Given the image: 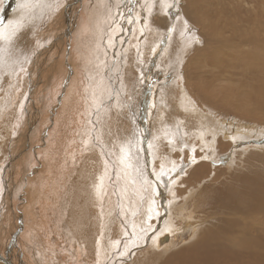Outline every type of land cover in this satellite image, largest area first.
Returning <instances> with one entry per match:
<instances>
[{
	"label": "rangeland",
	"instance_id": "obj_1",
	"mask_svg": "<svg viewBox=\"0 0 264 264\" xmlns=\"http://www.w3.org/2000/svg\"><path fill=\"white\" fill-rule=\"evenodd\" d=\"M47 1L46 8L45 1H42L41 8H35L40 0H0V193L3 192L1 179H4L12 161L16 166L19 164L16 167L18 169L16 175L20 177L11 195L9 192L5 193L4 197L0 195L1 226H5L9 220L13 224L16 223L11 217L12 210L10 211V208L7 210L4 206L5 200L14 197L15 201L23 205L26 199L20 198L28 174L27 154L31 149V141L27 144L26 140L15 138L14 133L22 125L19 117L23 114L33 90L29 75H32L34 69L31 70L30 67L34 64L36 48L39 45L42 47L45 42L39 44L38 41L41 40L43 30L52 23V14L65 2ZM83 2L82 0L77 5L78 9L81 7L77 14H72L73 7L68 9L72 10L69 15L77 17L78 29L70 31L73 32L76 41L83 35L79 26L86 19H83L84 10L90 11L94 0H85V7L82 6ZM233 2L241 4L240 0H109L102 22L106 20V27L111 26V33L115 32L106 45L108 47L106 51L101 48L99 52V47L91 45L89 38L86 45L79 42L83 53H90L87 68L90 67L92 105L87 115L90 118L82 117L77 124L70 126L71 134L74 132V137L77 136L75 138L77 142L74 141L77 145L72 143L66 153L70 156L73 151L74 156H70L72 160L67 163L70 164V168L66 172L70 175L67 174V177L63 178L65 180L67 178L68 181L64 184L66 192L62 195L59 213L53 215L48 211L47 216L46 212L37 207V203H40L51 209L50 202L55 192L52 187H49L50 190L44 188L40 180L36 184L38 192L35 199L33 195L34 201L31 202L35 203V213L33 218L29 217L37 224L32 223L34 228L37 226L39 230L41 229L38 232L40 235L36 233L37 238L27 242L23 238L25 244L23 243L22 248V253H27L32 264H145L147 261L140 251L149 247V243L141 247L140 236L147 231L145 236L151 238L154 231L152 226H156V217H153L155 211L150 208L154 201L151 197L153 196L151 185L157 180L151 179L154 174L162 172L158 187L163 189L161 194L162 200H166L164 203L172 205H169L168 210L174 219L173 223L179 226L181 221L184 222L182 231L179 230L177 234L174 230L168 232L172 238L167 246L173 243L175 248L183 246L193 237L195 230L202 228L199 226L198 229L196 227L192 229L191 224L197 222L200 225L199 222L202 220L208 222L214 220L218 225L222 224L223 215L217 214L220 210L218 208L208 207L206 212L200 210L197 219H190L192 204L205 187L214 190L216 186H220L219 183H222L229 172L235 169L244 170L246 167L264 181V161L256 160L255 154L264 153V143L259 142L262 138L256 141L243 139L244 141L240 143L244 144L242 146L245 150L242 146L236 147L243 152L238 150L236 155L235 149L234 155L227 156L230 160L226 162L222 159L226 152H230L231 147L229 146V149L222 147L223 138L220 134L215 139L216 150L214 148L207 150L203 144L207 137L214 141L210 135L204 137V140L200 139L201 134H206L201 119L206 126H211L216 119L223 118L235 126L241 121L264 126V97L260 95L258 89L264 86L260 84L264 73L260 71L259 74H253L249 71V75L247 71L239 70L236 63H228L224 65L225 68H220L211 58L213 50L211 47L215 46L211 43V37L215 34L229 35L225 29L226 16L231 15L229 11L232 12L236 7ZM241 2L243 10L255 4L254 0ZM218 8L220 9L217 10ZM190 16L199 18L200 25L194 23ZM159 19L164 20L163 23ZM208 19L212 21L217 19L219 23L211 28L207 23ZM24 40H27L24 57L18 59L19 63L15 65L17 68L12 72L11 66L6 65V59L13 57L10 54L15 53L16 47L24 49L21 47ZM43 40L50 39L46 37ZM12 45L14 48H11ZM65 47L63 44L61 49ZM53 50H58L57 45L53 46ZM246 52L247 48L240 54L228 52L225 47L220 49L217 59H224L229 54V58L235 61ZM52 84L50 80L42 87V97L40 95L42 104L38 102L36 111L40 122L36 123L32 130L33 141L39 135L41 123L45 125L46 120L55 119L57 111L52 109L48 112L52 103L49 91ZM36 98L32 94V102L28 104L30 117ZM140 102L144 104L143 114H138L140 110L137 105ZM244 104L250 109H255L256 113L250 115L242 112L246 107ZM59 129L57 126L53 132L56 135L54 136L56 142L62 140L59 141L62 144L56 143V145L59 143L56 160L59 155L60 158L65 156L63 149L65 134ZM67 140L71 143L72 136H67ZM53 143H50L52 147ZM8 144L13 145L12 157L9 155ZM56 171L57 174H63L59 169ZM37 174L43 179L49 176L45 168H41ZM57 181L50 183L56 190L58 185L60 186ZM153 187H156V183ZM209 209L212 211H208ZM166 210L167 208L162 207V216ZM186 213L189 215L186 216ZM179 214L183 216L180 217ZM162 216L161 220H164ZM252 219L250 223L257 224V228H260L262 218L256 216ZM213 223L212 226L216 224ZM212 226L207 225V228ZM17 228L18 221L15 230ZM1 236L2 234L0 238ZM45 236L54 244L48 258L35 249L36 245L39 246L37 249L43 248ZM9 237L4 239L6 243L13 245L9 242L11 240ZM13 246L16 248L17 243ZM15 251H10L12 259L22 263L21 253L18 255ZM159 261L157 264H162L165 261L164 256ZM0 264L5 263L0 260Z\"/></svg>",
	"mask_w": 264,
	"mask_h": 264
},
{
	"label": "bare ground",
	"instance_id": "obj_2",
	"mask_svg": "<svg viewBox=\"0 0 264 264\" xmlns=\"http://www.w3.org/2000/svg\"><path fill=\"white\" fill-rule=\"evenodd\" d=\"M42 1H45L44 8H46L48 5L47 0H40V2L35 8H41ZM81 1L82 0H65L64 4L60 8H58L59 10L56 13L52 14L53 15L51 18L52 23H49V27L43 30L41 40H39L38 42L39 44L44 41L45 42L42 47L41 45L38 44L39 46L36 48L34 64L30 67L31 70L34 69V72L32 73V75H29L31 77V82H32L31 88L33 90L28 99V104L32 102V94L37 97L31 110L32 116L30 117V115L28 114V104H27L23 110V114L21 115V117H19V120L22 121V125L16 130V133H14L15 138L26 140L27 144H29L31 141V149L27 154L29 156L28 157L29 163L27 164L29 166V168L27 169L28 174L24 182V187L22 189L23 195L20 198L21 200H23L26 197V199L22 205L21 203L15 201L14 197H10L8 200H5V198H3L5 200L4 206L7 207V210L8 208H10V211L12 210L11 213L12 216L11 214L10 216L16 223L18 221V228L17 230H15L16 223L13 224L10 220L9 221L7 220L8 222L6 223L5 226H1V222H0V235L2 234L0 238V251L10 254L11 250H16L15 251L16 254L21 253L22 263L19 264H32V261L31 259L29 260L27 253L26 252H24V254L22 253L23 243L24 240H26V242L29 241L30 239L35 240L34 238H37L36 235L39 234L38 232L41 230V229L39 230L37 226L34 228L33 224L34 225L37 224L34 223V219H31L29 217L31 216L33 218L35 213L34 212L35 203H31V202L34 201V199L36 198V193L38 192V186L36 185L37 181L40 180L42 186L46 189L50 190L49 187H52V189H54L55 192L54 193L55 195L53 196L50 202L51 209L46 208L44 205L40 203H37V207L42 212H46L47 216L49 215L48 211H50L51 214L53 215L56 212L59 213V206L61 203L60 201L62 195L66 192L64 188V184L66 183V181H68L67 178L66 180L63 178L67 177L68 172L66 171H68L70 168L69 167L70 164L67 163H70V161L72 160L71 157L74 156L73 151L70 154L71 157L68 156V154L66 155V153L69 151L72 143L75 144L74 141H76L75 138H77V136L74 137L75 135L74 132L71 134L72 131L70 132V126L73 124H77L82 117L84 118L87 117V115L89 114V110L91 109L92 103L90 98V88L92 82L90 84V80H89L90 67L87 68L90 63V56H89L90 53L89 54L83 53L84 51L81 50L80 48L81 46L79 47V42H84L83 44L86 45V40L89 38L91 45H96L97 47H99L100 49L99 52L101 51V48H103L102 50L106 51V49L108 48L106 47V45L113 38V33L115 32L114 31L111 33L110 31L111 26L109 28L106 27V20L102 22V18L105 14V10L107 7L106 5L109 3V0H96V4L94 0V2L92 3L93 6L90 8V11L85 12V10L82 8V10H84L83 19L84 18L86 19H84L83 24L79 26L83 31V35L79 41H76L75 37H73V32L70 33V31L75 28L78 29L76 27L77 17L74 16L75 17L74 18L73 15L77 14L78 11H81L80 10L81 7L80 9L77 8V5ZM83 1L85 2V0ZM254 1L255 4L252 7H249L245 10L242 9L241 0H240L241 3L240 5L237 2H233L235 3L236 7L232 12L229 11V14L231 15H228V17L226 16L227 27H225V29H226V33H228L229 35L226 36V34L224 35L215 34L211 37V43L215 45L211 47L213 49L211 52V58L213 61L215 60L214 61L215 64L218 65L220 68H225L224 65H228V63L231 64L236 63L238 69L242 71H247V74L249 73V71L252 72L253 74H259L260 71L261 73H264V0H254ZM84 2L82 6L85 7ZM69 7H73L74 10L72 13L73 15L68 14L71 13L70 11H72V10L70 11L68 10ZM195 9L198 10L197 8ZM219 9L220 8H218L217 10ZM226 11H228V9ZM226 11L224 10V12ZM187 12L189 11L187 10ZM82 13L80 14L82 15ZM121 16L122 15H120V17ZM190 19L194 23L200 25L199 18L195 19L194 16H190ZM160 21L163 23L164 20H160ZM208 21L207 23L211 28L217 26V24L219 23L217 19L215 21L208 19ZM51 29L52 31H49ZM59 29H61L62 31L57 32V30ZM106 31L108 33H106ZM210 34L212 35V33ZM46 37H48V39L50 40L48 41L43 40ZM26 42L27 40H24L22 42L21 44L22 48L25 47ZM63 44H65L66 47L64 49H61V46ZM55 45H57L58 47V50L56 51L53 50V46ZM225 47H227L228 52L234 51V53L237 52L240 54V52L242 53V51L245 48H247V52L245 55L240 56L239 59L235 61H232L229 58L228 56L229 54L225 56L224 59L223 58L221 60L217 59V56L220 54L218 52L220 51V49H223ZM11 48H14V45H12ZM25 49L26 48L20 50V47L18 48L16 47L15 53L10 54L13 57L11 59L10 57L6 59V63H7L6 65L11 66L12 72L16 70L15 68H17V66L15 65L19 63L18 59H21L22 56L24 57ZM238 69L236 68V70ZM52 79L54 80V82H52ZM50 80L51 83H53L50 86V90H49L52 103H51V107L48 108V112H51V110L54 109L55 111H57L56 116L55 119L51 118L46 120L47 122L45 125L41 123V126L39 127V135L35 139V141H33L34 136L32 137V133H33L32 130L34 129L35 124L40 122L39 118L36 115V111H37L38 102L41 103L42 98H40V95L42 97L41 94L42 87H44L46 82H49ZM260 84H264V78L261 80ZM258 89L260 95L264 97V86H260L258 87ZM7 103L9 102L7 101ZM142 104L143 103L140 102L137 105V107L140 110L138 114H143ZM244 106L246 107L243 109ZM244 106L241 108L243 109L242 112L250 115L256 113L255 109L248 108L246 104H244ZM201 108L199 110H201ZM223 119L221 120L216 119V121L213 122L211 126H206L204 121L201 119V121L205 126L206 134L200 135V139L201 138L203 139L204 137H207V135H210V137H212V139L214 140L213 142L210 141L209 137H207V141L203 139L204 140L203 144L207 150L214 148L215 139L218 137L219 134L222 136L223 141L220 139L222 141L221 145H224L222 147L226 149H229V146L231 147L230 152H226L223 159L220 158L222 159V161L226 162L227 160H230L229 159L230 157L228 158L227 156L229 155L231 156L238 153L237 151L240 150V148L238 150L237 148L244 145L243 143H240V141L242 142L243 139L256 141L257 139L262 138L259 142L264 143L263 124H262L263 126L262 128L261 125L260 126H257L256 124L251 125L241 121L240 124H237V126H235V124L233 123H228L225 118ZM57 126H59L60 128L59 130H62L63 133L65 134L63 135L65 136L64 137L65 147L62 146L65 151V156L63 155L60 158L59 155V158L56 160V154L57 153L59 154L57 145L59 146L60 143L59 141L62 142V140H59L57 141L59 143L56 145L57 143L55 140L56 135H54L53 132H54V128L55 127L57 128ZM69 135L72 136L71 143L68 141L69 139L67 140V136ZM229 140L230 142H228ZM33 142H35V144H33ZM51 142H54L53 143L54 145L52 144L53 147L50 145ZM9 144L7 146H9ZM76 145L77 144H75V146ZM226 149H224V151ZM243 149L245 150L244 147ZM8 150H9V155L12 157L13 154L12 144L8 147ZM234 150L236 151L235 153ZM240 151H242V149ZM242 152L240 153L241 155H243ZM255 154L257 158L256 160L264 161V153H261L259 155L257 153ZM255 154L253 156H255ZM62 162H64V164H62ZM10 164L12 165H10L7 168L4 179H1L3 192L0 193V195L3 197L5 196V193L8 192L11 195V191L19 182V178H20L16 175V173L18 172V169L16 167L19 164L16 166L14 161H12ZM239 165L240 164H237V166ZM41 168L46 169L47 173L49 174L48 178L43 179L42 177L38 176L37 171L40 173ZM56 169L57 170L59 169L60 170L59 172L60 173L63 172V174L62 173L61 175L57 174ZM227 170L229 171V169ZM227 170H225V172ZM240 171H242V173H240ZM240 171H237L235 169L234 171L229 172V174L226 177H224V179L222 180V183H219L220 186L219 187L216 186L214 190L205 187L202 191L199 192L198 196L195 198L196 201H194V203L192 204L193 209L191 210L192 212L190 213L192 215L190 217L191 220L198 218L197 214H199L200 210H204V212H206L205 210H207L208 207L213 209L218 208L220 210L217 214L223 215V218H221L222 224L218 225L217 222L214 220L213 221L211 220L210 222H208V220H205L207 224H205V221L202 220L199 222L201 223L200 225H198V223L195 222L190 226L192 229H194L195 227L196 229H198L199 226H201L202 228L199 229L198 231L195 230L193 233V237L189 241L185 242V244H183V246L179 248H175L174 244L172 243L171 245H168L169 247L165 245L164 248L162 247L163 249H159L160 248L158 245L159 238H161V236H163L165 233L170 232L171 230L176 231V234L180 232L179 230L182 231L184 222L181 221V224L179 226H176L175 223H173L174 221H172L174 220L172 218V214H170L169 212L170 210L169 205L171 204L164 203V201L166 200L164 201L162 200L163 196L161 192H163V189L158 187L160 181L159 176L162 175V172H160L159 174L152 175L151 179L153 178L157 179L153 181L154 184L156 183V187H153L154 184L151 185L152 186L151 188L153 189V196L151 197L154 198V201H152V203L150 201L151 203L150 208L155 211L153 217L154 216L156 217L155 218L156 226L155 227L152 226L154 231L151 234L153 235L151 238L150 236L148 237L145 236L147 231L141 233L142 236H140L141 239L140 243L142 244L141 247H143V244L149 243V247L142 248V250L140 251V254H142L144 259L147 261L145 262V264H157L158 262H160L159 260L163 258V256L165 258V261L162 262V264H264V181L261 180V178L257 177V175L250 168L246 167V169ZM221 172L222 170L220 171V173ZM62 175L64 176L62 177ZM29 176L31 178H29ZM37 177H39V179ZM55 180H58L57 182L60 184V186L58 185V190H56L53 187V184L50 186V183L54 182ZM168 180L170 181L171 178L169 177ZM63 188L64 191L61 192ZM68 190L70 189L68 188ZM33 195H34V199H33ZM162 207L167 208L166 213L163 216H162L163 213ZM208 211H212V210L209 209ZM186 214H187L186 216L189 215V213ZM213 214L215 215V213ZM161 216L164 217V220L163 219L161 220ZM179 216L181 217L183 216V214H179ZM256 216L262 218V222L259 223L260 228H257V224L250 223V221L253 220L252 218ZM204 218L206 219V217ZM25 220L26 222H24ZM108 222L110 223V221ZM213 222L216 223L217 225L215 224L212 226ZM207 225H211L212 227L207 228ZM22 227H24V229H22ZM4 236L6 238L10 236L9 240L10 239L11 240L8 241L12 242L13 245L14 243H17V247L14 248L13 245L6 243V239H4L5 238ZM23 238L25 239L23 240ZM44 239L45 240L43 242H45V245L43 246V248L37 249L39 246L36 245L35 249L37 251H40L42 254L45 255V257L48 258L51 253V249L54 247V244L49 237L45 236ZM29 244L33 245L32 242H29ZM32 247H33L32 249H34V246Z\"/></svg>",
	"mask_w": 264,
	"mask_h": 264
},
{
	"label": "water",
	"instance_id": "obj_3",
	"mask_svg": "<svg viewBox=\"0 0 264 264\" xmlns=\"http://www.w3.org/2000/svg\"><path fill=\"white\" fill-rule=\"evenodd\" d=\"M170 241H171V234L165 233L163 236H161V238H159L158 245L161 248L167 245ZM3 253L4 252L0 253V260L3 261L5 264H19L15 262L16 260L12 259L13 256L11 254H6V253L3 254Z\"/></svg>",
	"mask_w": 264,
	"mask_h": 264
}]
</instances>
